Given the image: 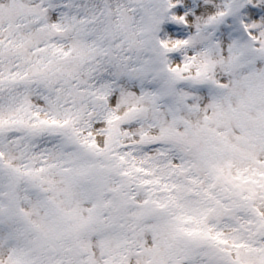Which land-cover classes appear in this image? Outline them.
<instances>
[{
	"label": "snow or ice",
	"instance_id": "snow-or-ice-1",
	"mask_svg": "<svg viewBox=\"0 0 264 264\" xmlns=\"http://www.w3.org/2000/svg\"><path fill=\"white\" fill-rule=\"evenodd\" d=\"M0 264H264V0H0Z\"/></svg>",
	"mask_w": 264,
	"mask_h": 264
}]
</instances>
